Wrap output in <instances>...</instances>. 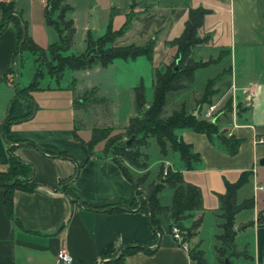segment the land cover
<instances>
[{
  "label": "crops",
  "instance_id": "crops-1",
  "mask_svg": "<svg viewBox=\"0 0 264 264\" xmlns=\"http://www.w3.org/2000/svg\"><path fill=\"white\" fill-rule=\"evenodd\" d=\"M9 1L13 4V16L25 23L27 35L33 40L29 28L33 14L40 25L47 26L45 3L39 0ZM65 3L69 8L63 13V19L71 21L73 35L81 32L82 51L87 36L95 40L105 32L107 24L111 30H117L125 20V13L132 11L127 28L113 39L111 46L142 45L148 38H154L151 61L137 56L115 59L105 67L120 66L143 57L150 75L153 69L171 61L175 47L165 42L180 34L187 9L196 6L208 9L198 33H208L209 39L193 48L192 60L206 61L215 58L220 51L224 54L217 61L194 69L192 84L187 90L192 97H197L208 79L222 73L213 85L215 93L206 105H215L211 121L216 117L217 132L238 139L239 143L235 153L230 155L216 134L209 140L204 133L189 128L175 129V136L189 144L191 151L198 155L192 168L184 169L178 154L167 147L165 155L158 152L153 172L150 173L148 163L145 169H136L147 174V184L153 182L160 165L164 170L166 167L178 170L183 181L197 186L200 192V208L189 212L181 221L188 227L193 220L200 219L195 234L188 242L184 240L186 246L172 238L168 230L170 219L166 214L159 215L161 233L156 241L145 214L130 207L133 189L129 181L110 157L88 156L84 141L89 135L82 137L74 130L72 101L76 80L73 86L62 82L57 86L39 85L40 89L30 92L35 104L31 116L13 120L8 126L12 139L21 141L14 144L12 152L31 165L29 177L34 187L13 190L12 218L5 211L0 187V264H56L55 253L60 248L70 255L68 264H101L105 254L128 243H141L149 248L156 244V248L151 253L138 251L127 255L123 264H195L188 255V245H197L201 249L202 224L210 218L217 227L218 232L214 234L217 246L223 221L218 195L224 192L225 182H234L242 171L250 174L236 189L234 200L237 204L249 200L250 207L233 216V228L239 227L235 230L233 244L246 252L245 257L239 256L235 263L264 264V223L256 221L258 212L264 216V190L259 188L264 185V143H253L254 136L264 134V0H65ZM79 10L83 15L78 24L74 13ZM57 13L54 11L51 17ZM16 49V25L11 19L0 32V123L20 118L31 109V103L16 94L18 87L25 86H19L17 81L20 58L14 57ZM209 66H217L216 73L206 78L201 88L193 89L195 72ZM11 67H15L12 72ZM92 88L97 89L91 86L85 90ZM226 100L230 101L229 110L222 107ZM200 107L198 112L208 119L204 117L206 108L201 112ZM115 108L114 104L111 110L114 124ZM185 110L191 111V102H185ZM132 115L129 112L121 127L126 126ZM59 152L67 157L51 156ZM260 159H263L262 165ZM7 166V144L0 131V171L6 170ZM147 184L143 183L144 186ZM65 191L78 202L67 197ZM171 194L172 188L164 184L157 195L162 206L169 207ZM109 205L124 209L103 210Z\"/></svg>",
  "mask_w": 264,
  "mask_h": 264
},
{
  "label": "trees",
  "instance_id": "trees-1",
  "mask_svg": "<svg viewBox=\"0 0 264 264\" xmlns=\"http://www.w3.org/2000/svg\"><path fill=\"white\" fill-rule=\"evenodd\" d=\"M46 1L44 10L45 23L52 26L57 34V41L49 43L46 46L47 50L52 53L53 48L58 50V46L63 45V51H67L72 44V36L74 33L71 21L63 19V13L69 7L66 5L65 0ZM54 11L58 12L55 17L61 20V24L65 28L64 34L58 28L55 19L51 17ZM0 12V32L3 31L8 20L12 19L16 25L17 49L14 55L15 59L20 58L22 51H28L32 54L44 53V49L34 43L31 37L27 35L25 23L20 21L18 17L13 16V4L11 1H0ZM112 12H116V10H112ZM206 13H208V9L201 6L189 7L180 34L172 40L165 42V44L174 46L175 52L171 61L163 65L162 72L153 69L154 78L152 81L151 100L149 102L145 101L144 87L141 82L132 88L133 115L128 118L126 126L123 127L126 132V138L123 141H118V143H113V141L118 140V138L116 136L107 137L111 131V126H93L91 127L89 138L84 141L88 156H96L92 151L93 146L101 140H105L103 154L107 153L108 149H111V160L117 165L122 175L129 181L133 189V201L130 207H136L137 210H140L145 214L147 225L155 235L156 241L161 233L159 225L160 214H166L169 217L170 223L168 225V230L170 231L172 226H176L179 229L183 240H188L195 234V230L199 224V218L193 220L188 227H184L181 221L189 214V212L200 208L201 197L199 189L193 184L184 182L181 173L178 170L173 171L169 167H166L164 170L162 165L158 168L157 182H150L144 186V188H139L138 186L143 184L144 176L146 174L144 173L137 181H133L125 167H123L114 156L118 155L120 158L133 165L136 169H145L147 165L146 157H143L144 161L142 163L137 162L136 160L140 155L137 147L146 144L145 140L148 137H153L154 142L158 147L159 154H166L167 142L170 150L178 154V158L184 169L189 170L192 168L193 164L198 161V155L191 151L189 144L184 143L180 138L175 136V129L189 128L195 132L204 133L209 140L211 139L212 134H216L219 143L230 155L235 153L239 143L238 139L231 136L225 137L223 134L217 132V126L214 123L216 117L212 121H205L203 119H196V114H193V111H198L201 104L210 102V97L215 93L213 85L221 78L222 73L206 81L203 90L196 100V107L190 112L185 110L184 102L174 104L164 111V107L167 105L168 96L178 94V92L173 94L176 90L186 89L191 86L194 69L215 62L224 54L223 51H220L215 58H208L206 61L194 62L192 60L191 53L193 48L206 43L209 39L208 33H203L201 35L198 33L202 25L203 16ZM132 15V11L125 13V20L117 30H111L110 25L107 24L105 32L95 40H92L89 36L86 37L85 50H90L94 46L99 48V51L94 53L93 59L88 61L84 56V53L76 55L70 53L65 56L55 55L52 57L56 62L54 68H56L57 71H62L64 68L69 70H79L89 67L92 61H97L101 67H105L115 59H134L137 56H144L147 61H151L154 38H148L142 45L128 44L124 46H111L113 39L127 28ZM14 69L15 67H11L10 72ZM42 76V73L35 68L31 80L25 86L16 89V94L19 97L31 103V109L29 112L20 118L9 119L0 123V131L7 144L8 159L6 170L0 171V187L3 189V205L10 218H12L11 196L13 190H31L34 187V184L29 177L32 170L31 165L21 161L12 152L14 144L21 141L12 139L8 133V126L13 120H22L31 116L35 109V104L31 98L30 92L40 89L38 80L41 79ZM55 83H57L56 80ZM95 92V89L92 88L84 90L81 93H74L72 101L73 109L76 110L77 108L82 107L86 102H97L104 105V108L102 107V109H104L107 114L108 112L110 113V101H107V99L103 97H95ZM229 102V100H226L223 107L225 110H229ZM108 104L109 106H107ZM76 118L77 117L75 116L74 130L80 127L77 126ZM73 135L77 138L74 132ZM25 143L36 147L31 142ZM51 156L67 157L63 152H59L56 155L51 154ZM163 171L164 174L162 175L161 173ZM249 174V171H242L234 182H225L224 192L218 195L219 208L222 210L221 216L223 221L220 224L222 232L217 238L220 241L228 242L232 246H234L233 236L235 234V229L233 228V216L239 210L250 207L249 200H245L239 204L235 202V191L247 181ZM160 178L164 179V182H161ZM164 184L172 188L169 207L162 206L157 196ZM65 194L78 202L77 198H75L70 192L65 191ZM81 204L89 207V205L85 203ZM119 209L124 208L119 205H109L103 210L114 211ZM256 221L264 223V216L260 212L257 213ZM155 248L156 244L149 248L141 243H128L117 251L105 254L101 259V264H123L124 257L127 255L138 251L151 253ZM118 251L120 252L118 256H116ZM187 252L195 264H206L203 251L199 249L197 245L188 248Z\"/></svg>",
  "mask_w": 264,
  "mask_h": 264
},
{
  "label": "rangeland",
  "instance_id": "rangeland-1",
  "mask_svg": "<svg viewBox=\"0 0 264 264\" xmlns=\"http://www.w3.org/2000/svg\"><path fill=\"white\" fill-rule=\"evenodd\" d=\"M2 1V0H0ZM9 1V0H8ZM7 0L5 2H8ZM47 1H45L46 4ZM37 3H34V5ZM39 5V4H38ZM83 12L81 10L76 11L74 16L81 22V16ZM58 28L64 34L65 28L61 24V20L54 17ZM30 31L33 34V41L37 43L39 47H44V53H30L28 51H22L20 55V59H18L17 67H18V84L19 86L26 85L32 77L34 69H38L42 73V78L38 80V84L42 86H57L59 84L65 83L67 86H73L74 81L76 80L75 93H81L87 87L96 86L95 89V97H103L110 101V113L105 112L103 104L92 102L85 103L82 107H79L75 110V116L77 117V126H80L78 129V134L82 137L85 135L90 136L91 127H106L111 126V131L109 132L107 137L116 136L118 140H114L113 143H118V141H123L126 138V132L124 131V126L121 127L123 122H125L127 115L132 111V87L136 86L138 83L144 87V99L149 102L152 98V81L154 71L149 74L146 69L147 65L146 60L143 57H138L134 62L127 61L124 64H120V66H107L101 67L97 61H92L88 69L84 70H69L64 68L62 71H57L54 66L56 65L55 60L52 58L55 55L65 56L70 53L76 55L80 53L84 47V43L81 38V32H76L72 37V44L67 51H63V45L58 46V50L55 48L52 49V53L47 50V46L49 43L54 40L57 41V35L55 30L49 25L45 26L44 24H39V21L33 14L32 16V24ZM105 49V48H104ZM99 48L95 46L90 50L82 51L84 56L88 61L94 58V53H97ZM120 61V60H119ZM122 62V61H121ZM218 69L217 66H209L205 69H199L194 74L193 80V89L201 88L203 86L204 80L206 78H210L216 73ZM158 71H163V66H160ZM55 80L57 83H55ZM16 82V79H15ZM189 87V86H188ZM191 87V86H190ZM181 89L174 91L173 94L168 96L167 105L164 107V111L169 109L172 105L178 104L180 102H191V110L196 107L197 97H192L189 90ZM188 91V92H187ZM173 92V91H172ZM226 102V101H225ZM222 105L224 107L225 105ZM116 105L115 108V119L113 123L112 121V113L113 105ZM109 106V104L107 105ZM207 107L206 103H203L200 107V111H204ZM187 111V110H186ZM188 112V111H187ZM198 114L196 119H203L205 121H210L209 119H204L203 114L200 112H195ZM89 133V134H88ZM88 136V137H89ZM87 137V136H86ZM146 144L140 145L137 147L139 151V157L136 158L137 162L142 163L144 160V156L146 157V163H148V169L153 172L155 168L156 161L159 157L157 146L154 144V138L148 137L146 140ZM105 140H101L96 143L93 148V154L95 155H106L108 157L112 156L111 149L107 150V153L103 154ZM166 147H169L166 142ZM120 164L125 167L127 173L131 176L133 181H137L140 177L143 176L141 172L136 170V168L129 164L126 160L120 158L118 155L114 156ZM145 163V162H144ZM162 175L164 172L161 173ZM147 175V174H146ZM144 176V185L149 182V178ZM153 182H157V176L152 179ZM144 185L141 184L138 187L144 188ZM167 188L164 189V193H162V199L165 200V192ZM217 220V218H215ZM218 232L217 227L215 225L214 219L207 218L202 224V230L200 231L201 244L200 248L203 251V256L206 261V264H222V260L226 258L229 260L231 264L235 263L236 258H240L239 256L245 257L246 252L239 250L234 246L230 245L226 241H217V246L215 247V239L214 234ZM247 236H243L246 238ZM188 242V240H187ZM191 248V245H188ZM217 250V251H216ZM229 255V256H227Z\"/></svg>",
  "mask_w": 264,
  "mask_h": 264
},
{
  "label": "built area",
  "instance_id": "built-area-1",
  "mask_svg": "<svg viewBox=\"0 0 264 264\" xmlns=\"http://www.w3.org/2000/svg\"><path fill=\"white\" fill-rule=\"evenodd\" d=\"M6 1V0H2ZM8 1V0H7ZM45 3L46 0H39ZM250 95V94H249ZM249 95L246 97L248 100ZM213 113H215V105L214 104H209L206 107V111L204 113L205 118H210V120L213 118ZM253 143L254 144H262L264 143V134L262 135H257L253 137ZM260 189L264 190V185L259 186ZM170 234L172 238L179 244L183 245L184 247L186 246L184 243V240L182 239V235L179 231V229L176 226H172L170 229ZM71 260L70 255L66 252L65 249L60 248L56 251L55 253V262L56 264H68Z\"/></svg>",
  "mask_w": 264,
  "mask_h": 264
},
{
  "label": "water",
  "instance_id": "water-1",
  "mask_svg": "<svg viewBox=\"0 0 264 264\" xmlns=\"http://www.w3.org/2000/svg\"><path fill=\"white\" fill-rule=\"evenodd\" d=\"M193 114H195V111H193ZM130 138H132V137H130ZM259 164H260V165L263 164V159H260ZM160 181L162 182V181H164V179L160 178ZM66 196L68 197L67 194H66ZM238 229H239V227H235V230H238ZM119 252H120V251H118V253H117L116 256H118ZM223 264H229V262H228V260H227L226 258L223 259Z\"/></svg>",
  "mask_w": 264,
  "mask_h": 264
}]
</instances>
